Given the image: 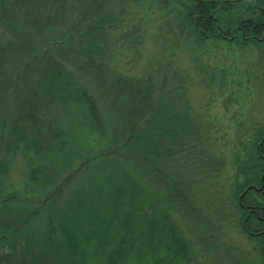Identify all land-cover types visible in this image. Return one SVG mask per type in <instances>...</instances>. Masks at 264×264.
<instances>
[{
	"label": "trees",
	"instance_id": "obj_1",
	"mask_svg": "<svg viewBox=\"0 0 264 264\" xmlns=\"http://www.w3.org/2000/svg\"><path fill=\"white\" fill-rule=\"evenodd\" d=\"M122 1L0 0V264H198L167 206L183 180L172 151L199 153L204 134L189 118L180 71L161 65L155 76L136 77L111 66ZM172 1L192 43L213 38L264 52V14L244 18L262 13L264 0L225 27L215 10L244 0ZM256 137L254 153L237 161L240 188L247 171L250 184L264 170V131ZM85 172L89 183L75 184ZM142 184L155 185L157 196ZM185 201L175 199L179 210ZM243 202L264 206V196Z\"/></svg>",
	"mask_w": 264,
	"mask_h": 264
},
{
	"label": "rangeland",
	"instance_id": "obj_2",
	"mask_svg": "<svg viewBox=\"0 0 264 264\" xmlns=\"http://www.w3.org/2000/svg\"><path fill=\"white\" fill-rule=\"evenodd\" d=\"M166 1L171 4L164 0H126L118 4L123 12L110 39L111 66L128 76L142 77L155 76L161 65H171L187 80L185 97L192 115L189 118L200 125L204 142L199 153L172 151L183 180L174 181L179 182L175 189L177 196L173 197L174 205L167 208L184 232L181 239L193 243L198 264H264V249L257 241L260 238L257 235L264 234V206L248 212L243 202L250 194L264 196L261 182L264 170L260 180L250 184L252 170L247 171L250 181L240 188L243 178L237 166L238 159L245 160L248 151L254 153L256 135L264 131V52L259 53L253 45L239 46L221 39L204 38V42L192 43L179 30L182 6ZM181 3L190 5L189 0ZM250 3L256 2H233L231 9L215 10L216 23L224 27L234 25ZM262 14L264 11L252 10L244 18L255 19ZM259 157L260 165L261 161L264 164V153ZM22 166L21 160L15 163L14 183H18ZM254 166L257 163L253 162ZM84 182L89 183L86 172L75 184ZM141 186L157 196L155 185ZM175 199L186 200L187 210H179ZM160 201L156 199L158 207ZM240 209L246 211L241 220ZM179 215L185 219L183 222L179 221ZM253 220L261 225L260 230L250 226ZM197 222L204 223V231L195 227ZM138 248L147 253L149 246L141 243Z\"/></svg>",
	"mask_w": 264,
	"mask_h": 264
},
{
	"label": "flooded vegetation",
	"instance_id": "obj_3",
	"mask_svg": "<svg viewBox=\"0 0 264 264\" xmlns=\"http://www.w3.org/2000/svg\"><path fill=\"white\" fill-rule=\"evenodd\" d=\"M261 182H262V186L264 187V175H263V178L261 179ZM263 194H264V191H263ZM250 209H249V208ZM253 208H256L255 206H253V207H250V206H247L246 207V209L245 210H247L248 212L251 210V209H253ZM262 209H264V208H262ZM244 229H246L245 227H243ZM246 231V230H245ZM251 233V232H250ZM252 235H254V236H256V234L253 232L252 233ZM257 236H260V238L262 239V240H264V234L262 233L261 235L260 234H258ZM263 249H264V246H263Z\"/></svg>",
	"mask_w": 264,
	"mask_h": 264
}]
</instances>
